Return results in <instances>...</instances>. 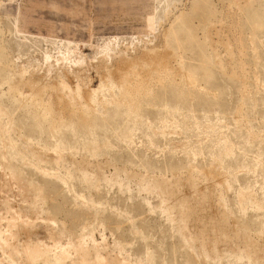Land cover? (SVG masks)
Here are the masks:
<instances>
[{
    "label": "rangeland",
    "instance_id": "1",
    "mask_svg": "<svg viewBox=\"0 0 264 264\" xmlns=\"http://www.w3.org/2000/svg\"><path fill=\"white\" fill-rule=\"evenodd\" d=\"M0 264H264V0H0Z\"/></svg>",
    "mask_w": 264,
    "mask_h": 264
},
{
    "label": "bare ground",
    "instance_id": "2",
    "mask_svg": "<svg viewBox=\"0 0 264 264\" xmlns=\"http://www.w3.org/2000/svg\"><path fill=\"white\" fill-rule=\"evenodd\" d=\"M188 212V211H187ZM189 216H190V214H189Z\"/></svg>",
    "mask_w": 264,
    "mask_h": 264
}]
</instances>
